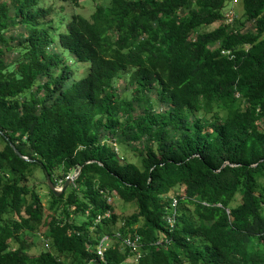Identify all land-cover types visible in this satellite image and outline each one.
<instances>
[{"label":"trees","instance_id":"16d2710c","mask_svg":"<svg viewBox=\"0 0 264 264\" xmlns=\"http://www.w3.org/2000/svg\"><path fill=\"white\" fill-rule=\"evenodd\" d=\"M40 1L0 0V264H264V0Z\"/></svg>","mask_w":264,"mask_h":264},{"label":"rangeland","instance_id":"374dc122","mask_svg":"<svg viewBox=\"0 0 264 264\" xmlns=\"http://www.w3.org/2000/svg\"><path fill=\"white\" fill-rule=\"evenodd\" d=\"M5 2H9V0H3ZM97 4H107L105 0H81L79 3V6L75 7L70 4H63L59 2L58 0H41L40 6L43 8H50L52 12H66L68 15H71L72 13L80 14L86 19H90L91 15L95 11V7ZM241 0L237 1L236 3L233 2V0L230 1V3L227 4L226 9H224V13L228 10H233L236 15H238L239 19L236 21L234 20L231 24V28L233 29H243L245 31L246 29H250L251 25L246 22V18L243 17L241 14ZM218 24L215 23L212 28L216 27ZM76 75L79 77L85 73L84 67L81 65H77L75 68ZM124 82L119 81V87L122 90V85ZM160 104L154 103L153 108L154 109H160ZM260 129L264 131V125L260 124ZM113 143V147L117 151V153L124 155V157L133 163L138 164L139 160L136 157V154L128 150L127 148H120L118 145ZM3 143L0 140V149H2ZM58 172H56L57 175ZM59 174V173H58ZM75 174V172H72V174L69 177H72ZM43 173L38 170V172H35L34 178L30 181L37 183L36 191L40 195L42 199V204L44 206V210H47L48 204H49V195L48 191L45 188V182L43 181ZM61 188V186H57V189ZM70 189V188H69ZM68 189V190H69ZM114 210L117 214H129L131 213L134 206L132 204H124L122 202H119L118 200H114L113 202ZM41 227L39 230L35 232V234H28L23 233V236L25 239H27V242L31 244L30 248H28V253L30 255H38L42 250L45 249V244L43 241V237L39 235L41 233Z\"/></svg>","mask_w":264,"mask_h":264},{"label":"water","instance_id":"95a60500","mask_svg":"<svg viewBox=\"0 0 264 264\" xmlns=\"http://www.w3.org/2000/svg\"><path fill=\"white\" fill-rule=\"evenodd\" d=\"M14 152L16 153V155L24 160H28L26 157H23L20 155V153L14 148ZM81 168H79L78 170L75 171V174L72 177H68L66 179V181L64 182V184L61 186V188L57 189V187H55L53 185V183L50 180V176L48 175V173H45L46 175V183L49 187V190L51 191V193L53 195H55L56 197H58L59 195L63 194L65 192V190L67 189V187L77 178L78 174L80 173Z\"/></svg>","mask_w":264,"mask_h":264},{"label":"built area","instance_id":"2783aa9c","mask_svg":"<svg viewBox=\"0 0 264 264\" xmlns=\"http://www.w3.org/2000/svg\"><path fill=\"white\" fill-rule=\"evenodd\" d=\"M237 1H239V0H233V2H235V3H236ZM224 18H225L224 21H225L227 24H232L233 21L236 20V19H238L239 17H238V15H236V14L234 13L233 10H228V11H226V12L224 13ZM246 49H247V46H246ZM222 54L229 55V51H222ZM132 246H133V245H132ZM103 251H105V245H104V243L100 242V244H99V246H98V248H97V254H98L99 256H102Z\"/></svg>","mask_w":264,"mask_h":264}]
</instances>
